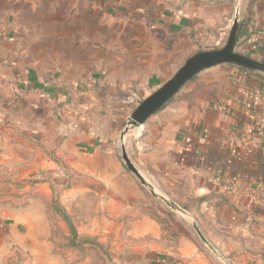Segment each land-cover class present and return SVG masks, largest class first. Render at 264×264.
I'll list each match as a JSON object with an SVG mask.
<instances>
[{"label":"crops","instance_id":"crops-1","mask_svg":"<svg viewBox=\"0 0 264 264\" xmlns=\"http://www.w3.org/2000/svg\"><path fill=\"white\" fill-rule=\"evenodd\" d=\"M238 10L239 52L264 61V0H0V196L55 154L56 170H70L71 189L62 194L73 213L96 191L122 218L125 264L202 262L167 248L161 222L134 199L145 193L117 143L142 99L188 57L225 43ZM252 32L258 41L245 44ZM261 119L264 74L219 64L130 131L132 163L158 196L173 199L181 220L190 225L193 217L213 251L233 253L227 264H264ZM209 173L235 190L211 185ZM36 185L21 192L48 197L46 183ZM11 205L0 204V229L23 228L9 222ZM21 210L35 213L32 205Z\"/></svg>","mask_w":264,"mask_h":264},{"label":"rangeland","instance_id":"rangeland-1","mask_svg":"<svg viewBox=\"0 0 264 264\" xmlns=\"http://www.w3.org/2000/svg\"><path fill=\"white\" fill-rule=\"evenodd\" d=\"M134 128L127 124L118 136L117 144L121 162L130 177L136 181L135 189L145 193L134 196L136 203L145 206L147 211L158 217L169 239L167 248H181L183 253L201 255L203 261L194 264H227L233 253L225 250L223 254L221 250L224 248L219 246L215 247L217 251H213L193 227V217L188 218L190 225L186 220H181L182 215L178 213L179 208L175 207L173 199L165 201L154 195L128 169L122 157L123 148L126 147L128 152L130 131ZM48 147L49 154L53 153L54 149ZM48 161L49 164L41 172L31 173L21 181H14L13 186L7 185L5 189L13 190L0 196V204L11 202V206H15L17 210L9 222L23 226L0 229V264H125V250L130 249L124 245L126 229L121 225L120 215L108 207L104 208L102 205L105 202L96 191L82 200L84 204L83 208L78 209L79 215L73 213L71 201L62 194L71 189L70 170L66 165L63 174L56 170L53 164L56 161L55 154ZM40 182L46 183L48 197L34 198L29 195L33 190L21 192L23 187H35ZM125 188L133 191L127 181ZM189 201L190 199L185 200L186 206H190ZM181 204H184V200H181ZM31 205L35 213L29 214L21 210ZM195 217L198 224L199 217ZM89 220L93 221L90 227L82 228V222L88 225ZM28 225L29 228H24ZM12 239L15 240L13 245Z\"/></svg>","mask_w":264,"mask_h":264},{"label":"water","instance_id":"water-1","mask_svg":"<svg viewBox=\"0 0 264 264\" xmlns=\"http://www.w3.org/2000/svg\"><path fill=\"white\" fill-rule=\"evenodd\" d=\"M240 28L241 17L238 10L225 43L221 47L200 51L188 57L169 79L138 103L128 118V124L132 127H140L150 116L162 109L184 85L210 67L219 64H229L264 74V61L236 51ZM122 157L128 169L139 178L143 185L148 186L154 195H157L130 160L126 147L123 148ZM164 200L167 201L166 199ZM197 231L202 240L208 243L198 228Z\"/></svg>","mask_w":264,"mask_h":264},{"label":"built area","instance_id":"built-area-1","mask_svg":"<svg viewBox=\"0 0 264 264\" xmlns=\"http://www.w3.org/2000/svg\"><path fill=\"white\" fill-rule=\"evenodd\" d=\"M259 39V36L256 32H252L251 34L246 35L243 38V41L245 44L253 45L255 44ZM256 100L260 99L259 95L255 96ZM260 125L264 126V119L260 120ZM208 182L213 186H224L227 191H233L235 190V183L228 181L223 175L218 173H209L207 175Z\"/></svg>","mask_w":264,"mask_h":264},{"label":"trees","instance_id":"trees-1","mask_svg":"<svg viewBox=\"0 0 264 264\" xmlns=\"http://www.w3.org/2000/svg\"><path fill=\"white\" fill-rule=\"evenodd\" d=\"M238 48H239V46L237 45L236 46V51H238L239 52V50H238ZM240 53H243V54H245V55H247V56H250V57H252L250 54H248V53H244V52H240ZM253 58V57H252ZM240 69H243V68H240ZM156 218H157V220H158V217L157 216H155Z\"/></svg>","mask_w":264,"mask_h":264}]
</instances>
